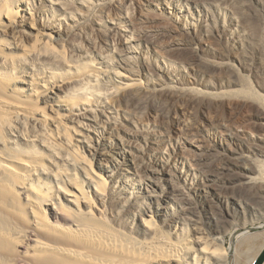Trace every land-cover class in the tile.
<instances>
[{
    "label": "bare ground",
    "instance_id": "bare-ground-1",
    "mask_svg": "<svg viewBox=\"0 0 264 264\" xmlns=\"http://www.w3.org/2000/svg\"><path fill=\"white\" fill-rule=\"evenodd\" d=\"M22 6L15 0H0V264H146L159 259L176 264H232L234 247L248 233L247 225L264 228L262 163L247 162L230 148L223 134L216 135L219 152L188 137L191 149H182V155L209 180L190 183L187 190L203 209L211 208L213 200L220 204L230 219L222 221L211 209L207 212L211 213L208 232L192 222L193 228L186 233L182 220L190 204L171 181L158 196L146 187L134 191L132 178L139 176L144 165L131 157L126 168L113 165L111 161L120 153L118 146L108 151L91 148L94 152L86 148H90V131L85 122L95 123L97 109L93 106L98 96L134 101L145 92L142 85L115 69L106 72L117 83L98 88L96 81L105 71L92 61L74 59L60 40L59 25L42 21L32 9ZM121 31L119 40L125 43L129 38ZM181 32L203 51V42L196 35L187 29ZM215 32L229 35L224 27ZM227 38L239 43L233 35ZM175 46L177 50L183 47L180 43ZM203 59L198 60L201 68L222 71L229 78L230 63ZM247 82L243 80L242 94L253 97ZM188 90L175 87L168 92L184 99ZM225 96L220 97L228 99ZM178 108L179 116L173 118L175 132L191 130L186 118L189 107L183 103ZM237 147H243L241 140ZM172 168L176 171L173 165L160 164L159 172L171 176ZM179 179L183 181L181 174ZM236 188L261 194L254 195L259 198L255 203L244 200L247 197L242 198V193L230 199L222 195L221 191ZM147 199L156 202L148 204ZM173 200L186 202L181 214L170 212ZM233 213L239 215L238 223L232 222ZM227 223L233 225H228L232 229L228 248Z\"/></svg>",
    "mask_w": 264,
    "mask_h": 264
},
{
    "label": "rangeland",
    "instance_id": "rangeland-1",
    "mask_svg": "<svg viewBox=\"0 0 264 264\" xmlns=\"http://www.w3.org/2000/svg\"><path fill=\"white\" fill-rule=\"evenodd\" d=\"M15 1L26 9H32V12H36V17L42 21L59 25L60 32H63L60 40L74 59L92 61L105 71L98 77V82L96 81L98 88L117 83L118 80L106 72L116 69L125 72L129 79L139 81L145 90L136 100L128 102L120 98L111 99L106 95H99V101L93 106L95 110L97 109L94 113L95 123L85 122L90 131L87 141L90 148L88 146L86 148L94 152L91 148L96 151H108L118 146L120 153L114 163L111 161L113 165L126 168L129 157L134 158L136 164L144 165L140 166L139 176L132 178L133 185H136L134 191H138V187H146L151 195L158 196L165 187L171 185V181L182 194H185L186 202L190 204V209L186 212L185 218L183 217L184 221L182 220L186 233L193 228L192 222H197L202 230L208 232V217L211 213L217 215L216 217L220 216L219 218L222 216V221L229 220L226 209L213 202L214 200L210 203L211 208L203 209L196 204L195 196L187 187L190 183H205L209 177L190 165L182 155V149H191L186 141L189 137L193 138L192 141L195 143L204 144L219 152V148L215 147L216 135L223 134L230 148L242 154L247 162L255 160L262 163L260 167L264 179V0ZM223 27L229 35L235 36L239 43L231 42L227 38L229 35L224 37L215 32ZM179 29L181 31L187 29L196 35L195 37L203 42V51L195 41L182 37ZM121 30L126 31L129 38L125 43H120L119 40ZM177 43L183 47L177 50L175 46ZM201 59L227 61L232 66L233 74H230L233 76L227 75L229 76L227 80L222 71L221 73L201 68L199 66ZM241 79L248 81L247 84L252 87L251 94L253 97L256 95L255 100L248 93L242 94L244 88ZM204 84L210 88L206 89ZM172 87H185L192 93L184 99L179 94L177 97V93L173 92H170L173 95L171 96L168 91H172ZM259 93L261 96H257ZM210 95L216 96H212L210 100ZM220 96L228 99H221ZM180 98L187 101L184 102ZM181 102L189 107L186 112H190V115H186V118L191 130L187 128L184 129L186 132L182 130L179 133L173 128V118H178L177 109L182 105ZM186 102L194 106L191 105V108ZM226 104L230 105V109ZM110 125L114 127L110 128ZM237 139L241 140L242 148L237 147ZM84 151L85 156L90 157L88 150ZM218 155L217 157L221 159L220 154ZM160 164L173 165L176 171L172 168L171 176L162 175L159 172ZM179 174L183 181L179 179ZM129 177L131 178L130 175ZM217 188L221 189L219 185ZM234 191L235 194H232ZM234 191L221 192L229 199L231 196L236 198L242 193V198L243 196L249 198L244 200L248 202L251 200L249 203L257 202L259 199L257 194H261L256 193L254 189L236 188ZM254 199L256 201L253 202ZM145 202L155 204L156 200L147 199ZM185 203L173 200L170 212L181 214L187 207ZM210 210L211 213H207ZM232 215V222L238 223L239 215L235 213ZM228 225L233 227L230 223L226 225L228 231L225 235L226 248L229 233L232 231ZM256 225V223L252 224V227L247 225L248 233L234 247L232 264H253L264 248V228H255ZM164 263L176 264L165 259L146 264Z\"/></svg>",
    "mask_w": 264,
    "mask_h": 264
},
{
    "label": "water",
    "instance_id": "water-1",
    "mask_svg": "<svg viewBox=\"0 0 264 264\" xmlns=\"http://www.w3.org/2000/svg\"><path fill=\"white\" fill-rule=\"evenodd\" d=\"M253 264H264V248L261 250Z\"/></svg>",
    "mask_w": 264,
    "mask_h": 264
},
{
    "label": "crops",
    "instance_id": "crops-1",
    "mask_svg": "<svg viewBox=\"0 0 264 264\" xmlns=\"http://www.w3.org/2000/svg\"><path fill=\"white\" fill-rule=\"evenodd\" d=\"M164 264H174V263H164Z\"/></svg>",
    "mask_w": 264,
    "mask_h": 264
}]
</instances>
